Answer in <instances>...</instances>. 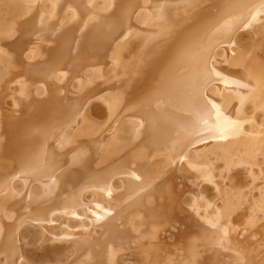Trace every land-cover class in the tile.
<instances>
[{
	"label": "bare ground",
	"instance_id": "1",
	"mask_svg": "<svg viewBox=\"0 0 264 264\" xmlns=\"http://www.w3.org/2000/svg\"><path fill=\"white\" fill-rule=\"evenodd\" d=\"M0 264H264V0H0Z\"/></svg>",
	"mask_w": 264,
	"mask_h": 264
},
{
	"label": "rangeland",
	"instance_id": "2",
	"mask_svg": "<svg viewBox=\"0 0 264 264\" xmlns=\"http://www.w3.org/2000/svg\"><path fill=\"white\" fill-rule=\"evenodd\" d=\"M25 41H26V40H25ZM24 50L27 51V50L25 49V46L23 47V50H22V48H21V51H22V52L19 51V52H21V53L17 52V53L19 54V57H21L22 55L24 56V54H26ZM15 52H16V51H15ZM16 55H17V54H16ZM30 55H31V54H30ZM23 56H22V57H23ZM19 57L17 56L18 59H19ZM232 68L234 69V67H232ZM231 70H232V69H231ZM215 77H217V79H218V76H215ZM202 85H203V84H202Z\"/></svg>",
	"mask_w": 264,
	"mask_h": 264
}]
</instances>
